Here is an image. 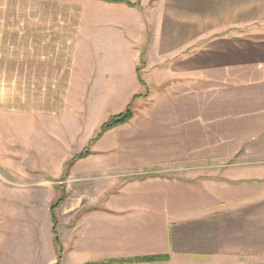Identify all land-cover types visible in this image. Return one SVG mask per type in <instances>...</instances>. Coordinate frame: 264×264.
I'll return each mask as SVG.
<instances>
[{
  "label": "crops",
  "instance_id": "1",
  "mask_svg": "<svg viewBox=\"0 0 264 264\" xmlns=\"http://www.w3.org/2000/svg\"><path fill=\"white\" fill-rule=\"evenodd\" d=\"M0 7L2 112L37 116L51 147H73L86 132L88 156L69 172L80 193L64 198L77 216L59 237L61 264H264L260 194L193 178H139L120 188L108 177L264 154V0H2ZM130 105V122L97 139ZM43 224L42 264H57L50 205ZM1 237L2 222V255ZM6 255V264H35ZM150 256L169 260L130 262Z\"/></svg>",
  "mask_w": 264,
  "mask_h": 264
},
{
  "label": "rangeland",
  "instance_id": "2",
  "mask_svg": "<svg viewBox=\"0 0 264 264\" xmlns=\"http://www.w3.org/2000/svg\"><path fill=\"white\" fill-rule=\"evenodd\" d=\"M20 5L27 6L26 3ZM28 9L29 13L22 15L23 17L31 16L32 9L29 7ZM0 16H2V7H0ZM0 66H2V58H0ZM130 108L132 111L131 105ZM6 112H2V85H0V223L2 222L0 262L2 258L4 264L9 260L7 255L4 256V252L12 255L18 252L22 254V259H27L29 263L33 258L35 264L43 263L44 250L49 255L44 235L43 215L50 205L54 240L58 247L57 264H61L62 251L59 248V237L65 228L74 223L77 216L72 212L69 213L72 203L65 202L64 198L68 196L66 192H70L74 195L72 198L78 199L80 184L75 180L76 178L69 177V172L72 162L75 163V159L87 150L83 151L84 148H81L82 136L86 132L80 133L73 147H69L66 143L59 144L60 141L55 142L51 147L53 142L48 141L43 127L45 123L40 120L35 121L37 116L23 112L20 118L19 115L15 117L11 114L10 110L6 109ZM96 116L98 118L97 114ZM79 150L80 153H77ZM69 153L74 156L68 159L63 167H58L62 157ZM108 177L117 180L120 188L131 180L148 177L224 181L225 185L232 187L233 190H241L244 196L256 193V195L260 194V199L264 198V154H244L238 159L209 164V166H173L128 175L115 173ZM44 179L46 181H43ZM45 183L49 187H55V192L47 195L43 190L42 194V189L47 188ZM87 189L89 193L93 192L90 187ZM37 190L42 195L41 200ZM94 192L96 194L95 189ZM94 199L93 197L91 201H95ZM62 203L65 204L64 209L61 208Z\"/></svg>",
  "mask_w": 264,
  "mask_h": 264
},
{
  "label": "trees",
  "instance_id": "3",
  "mask_svg": "<svg viewBox=\"0 0 264 264\" xmlns=\"http://www.w3.org/2000/svg\"><path fill=\"white\" fill-rule=\"evenodd\" d=\"M133 117V113L131 111V108L128 107L127 111L123 114L114 116L112 118L109 119V121L107 123H105L102 127L101 133L98 135L97 139L101 138V136L103 134H105L106 132L118 127V126H122L124 124H127L128 122H130V120ZM88 156V153H84L81 156L77 157L75 159V161H77L78 159H84ZM169 260L168 256H150V257H146V258H139V259H134L130 262L133 263H153V262H167Z\"/></svg>",
  "mask_w": 264,
  "mask_h": 264
}]
</instances>
